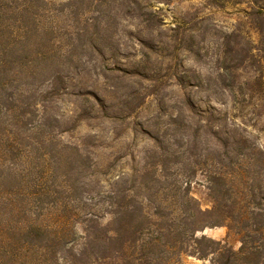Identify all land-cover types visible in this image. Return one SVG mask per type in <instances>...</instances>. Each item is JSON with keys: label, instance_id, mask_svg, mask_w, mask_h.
<instances>
[{"label": "trees", "instance_id": "1", "mask_svg": "<svg viewBox=\"0 0 264 264\" xmlns=\"http://www.w3.org/2000/svg\"><path fill=\"white\" fill-rule=\"evenodd\" d=\"M174 1L0 0V264H264V144L234 115L202 108L186 92L227 96L234 112L255 101L264 117V0H206L242 16L208 49L187 41L192 28L163 29L155 4ZM127 22L142 30L128 32ZM122 34L139 55L122 52L130 47ZM165 52L167 64L156 59ZM176 54L209 73L180 71ZM174 86L182 95L162 125L165 89ZM148 97L157 102L154 119L127 125L152 143L142 168L118 177L106 196H84L98 183L95 146L64 136L125 124ZM65 103L75 107L70 120ZM200 171L210 210L191 195ZM215 227L235 233L240 250L199 235Z\"/></svg>", "mask_w": 264, "mask_h": 264}, {"label": "rangeland", "instance_id": "2", "mask_svg": "<svg viewBox=\"0 0 264 264\" xmlns=\"http://www.w3.org/2000/svg\"><path fill=\"white\" fill-rule=\"evenodd\" d=\"M54 2H64L65 0H50ZM206 0H178L171 4H155L161 10V18L164 22V30L178 28L181 33L192 28L193 32H187L186 39L192 44L202 49H208L212 42H216L218 37L227 32L233 31L242 19L239 8L227 7L225 9L209 7ZM244 8H242L243 10ZM240 19V20H239ZM124 29L132 34H138L142 30L138 22L124 23ZM122 39L129 43V48H121L122 52L128 54H138V48L133 46L135 42H131L129 34H122ZM170 53V52H169ZM163 53V58H156L160 61L168 63V54ZM175 63L178 64L180 71L188 70L189 75L205 77L209 73V66L198 64L191 60H184L183 55H175ZM125 62V61H124ZM164 64V68H165ZM180 71H178L180 73ZM168 94L166 114L158 122L168 121V116L176 114L171 107L173 100L182 95L180 89L176 86L165 89ZM188 94L196 95L197 104L202 108H214L219 113H229L235 116L238 124H244L242 131L251 137L254 143L264 144V117L258 118L256 111L258 110L255 101L241 104L237 111L234 112L232 102L229 97H219L215 95L209 98V93L201 90L187 89ZM116 104V102H111ZM61 114H64L66 120H70L73 116L72 111L75 107L70 103L60 105ZM158 112L157 102L154 97H148L143 108L137 118L128 120L125 124L105 122L101 127L89 128L83 125L75 132L64 136L65 142L80 144L82 140H89L94 144L91 149L94 178L98 183H92L90 188H95L89 194L84 196H106L110 193L118 179L124 174L131 175L134 171H139L144 162L145 151L152 146V143L143 134H134L127 125L133 127L134 123L142 124L147 119H154ZM156 122V120L154 121ZM141 130V129H140ZM263 130V131H262ZM200 159L199 157H196ZM128 188L131 183H128ZM191 195L196 198L203 210H210L214 207V200L210 195V190L206 181V177L202 171L192 179ZM109 218L105 220L107 222ZM213 240L222 242L229 248L239 251L241 248L240 238L227 227L207 228L203 233ZM185 264H212L211 258L208 260H199L195 257H185Z\"/></svg>", "mask_w": 264, "mask_h": 264}]
</instances>
